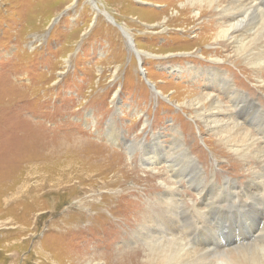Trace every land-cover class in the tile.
I'll list each match as a JSON object with an SVG mask.
<instances>
[{
    "label": "rangeland",
    "instance_id": "rangeland-1",
    "mask_svg": "<svg viewBox=\"0 0 264 264\" xmlns=\"http://www.w3.org/2000/svg\"><path fill=\"white\" fill-rule=\"evenodd\" d=\"M180 1L0 0V264H117L118 259L131 254L138 256L140 264H148L144 260L151 258L149 245L141 241L123 243L119 237L132 217V213L127 214L131 206L124 204L126 199L160 210L156 195L145 197L160 181L147 176L138 144L131 154L124 152V145L131 141L146 143L147 152L156 153L151 155L153 162L161 163L162 158H170L161 146L167 150L174 127H178L182 135L190 136L188 145L197 147L193 156L207 166L208 172L212 169L217 180L232 176L237 185L244 182L242 174L246 177L248 170L229 168V162L238 158L217 145L214 135L193 114V107L185 105L199 96L180 91L189 88L197 94L208 85L210 90L218 87L222 92L220 77L225 74L242 81L245 85L239 82L237 86L243 89L247 85L254 92L252 96L262 101L264 90L257 91L253 76L236 64L214 70L208 82L207 77L202 79L200 70L192 75L178 70L189 67L185 64L188 61L193 70L211 66L205 59L190 58L200 52L195 51L193 36L202 29H193L194 23L184 13L177 15ZM96 7L115 21L96 12ZM154 13L159 14L165 27L162 32L151 33ZM170 16L176 21L166 23L164 17ZM120 26L128 29L131 39ZM210 43L206 40L201 47ZM134 50L149 53L139 61ZM195 80L197 86H193ZM152 87L162 94L155 96ZM108 120L119 132L115 140L105 135ZM32 126L44 129L45 135L42 144L28 147L24 131ZM155 135L159 145L152 142ZM77 141L90 145L93 154L99 146L114 150L111 157L128 170L116 173L119 182L106 188L98 183L92 189L87 182L77 180L79 173L69 172L67 186L44 196L56 186L48 168L52 160L45 159L47 149L58 142L68 147ZM59 154L57 150L56 156ZM166 169L161 163L155 171L170 178ZM114 172L115 168L106 178ZM177 186L178 196L186 205L198 201L194 187L184 182ZM91 190L103 193L104 198L98 195L92 200L96 202L94 208L81 207L75 198ZM128 191L131 198L124 199L122 194ZM136 193L145 197L142 203L140 196L135 199ZM222 218L210 224L222 242L231 239L227 244L238 241L239 245L249 240L234 241L237 238L226 229ZM252 221L259 222L253 216ZM198 223L187 233L190 237L186 241L194 243L196 239L199 244V234H205L206 226L204 221ZM208 243L214 245V239ZM153 247L157 248L155 244Z\"/></svg>",
    "mask_w": 264,
    "mask_h": 264
},
{
    "label": "bare ground",
    "instance_id": "bare-ground-1",
    "mask_svg": "<svg viewBox=\"0 0 264 264\" xmlns=\"http://www.w3.org/2000/svg\"><path fill=\"white\" fill-rule=\"evenodd\" d=\"M96 8L98 9L96 12L101 11L104 15L108 14L100 8ZM177 11V15L182 13L187 15V18L194 23L192 28L202 29L195 32L194 28H191V31L195 32L193 36V42L196 45L195 51L199 49L200 52L192 54L193 57L190 55L188 57L205 59L211 64L207 68L193 70L194 66L188 61L185 64H189V67L178 68V70H185L190 75L194 71L200 70L203 74L202 79L205 76V78L207 77L206 82H208L210 76L214 74V70L216 72L219 69H225L229 64H236L240 67L243 66L245 72L248 71L253 76L258 87L257 91L264 90V0H182L179 2ZM206 16L210 18L206 19ZM107 17L111 21H115L112 16L107 15ZM153 18L155 23L152 24L151 33L156 30L162 32L165 27L159 21V14L154 13ZM164 19L166 23L176 21L174 16L167 19L164 17ZM262 27L263 30L260 31ZM119 29L123 33L126 32V38L131 39L132 36L128 29H124L123 26H120ZM206 40H210V46L201 47ZM134 52H136L139 61L147 58L146 55L149 53L146 51V54H141L136 50ZM190 77L192 78V76ZM239 82L225 74L220 77V86L224 89L222 92L217 86L216 91L218 92L215 90L214 92L209 89L208 85L197 94L189 88L180 92L188 96L189 94L199 96L188 101L189 103H185V105L188 108L193 107V114L207 132L214 135L216 144L224 146L229 155L238 158V161L229 162V168L233 167L235 171L241 170V168L248 170L246 177L242 174L244 182L240 186L236 184V180L232 176H223L222 180H217L216 173L214 171L212 173V169L208 172L207 166L205 168L193 156V151L197 147L188 145L190 136L182 135L178 127H174L171 143L167 150L161 146L164 155H170V158H162L161 161L167 168L170 178L162 177L159 173L160 170L155 171L156 166L161 163L158 160L153 162L154 156L151 155L156 153L154 150L148 153L146 143L135 140L124 145V152L131 154L136 150L135 146L138 147L136 145L138 144L141 149V164H146L147 166L144 167L149 172L147 176L160 181L159 186L145 193V197L156 195V200L160 205L158 211L152 210L150 206L146 207L147 205H145L146 209L144 206L142 207V204L137 206L135 201H127L126 198H131L129 191L122 194L126 199L124 204L129 203L131 206V210L127 209V214L132 213V217L126 221L127 223L125 222L128 228L124 227L126 229L121 232L119 237L123 243L141 241L149 245L148 250L151 258L144 260L148 264H264V101L260 100L258 96H252L254 92L247 85L246 88L240 89L237 86ZM240 83L243 84L242 81ZM193 84V86L198 85L196 80ZM152 89L153 93L155 92L154 95L162 94L161 90H156L153 87ZM180 92L176 93L177 96H180ZM34 127L24 131L26 146H39L44 140L45 130L39 126L38 128ZM104 128L105 135L115 140L118 131L113 121L108 120ZM152 142L159 145L156 135L152 138ZM46 143L48 142L46 141ZM62 145L58 142L55 147L47 149V153H45V159L52 160L48 168L49 171L52 170L56 186L53 191L44 193V196L58 192L61 186H67L69 172L79 173L77 180L87 182L89 189L98 183L101 187L106 188L110 184L119 182L116 173L119 175L123 174L124 170L126 172V164V167L120 166L116 158L111 157L112 153L114 155V150L107 151L106 146H99L100 148H97L99 151H95L96 148L93 149V154L89 148L90 145L82 144L79 141L68 147ZM45 148L47 147L45 146ZM57 150L60 152L58 157L56 156ZM160 155V153L157 154V157ZM114 164H117L116 167ZM114 168L116 172L112 174L113 176L106 178L109 171ZM102 174L103 177H99ZM112 178L114 179L110 180ZM181 182L196 189L198 201L191 200V205L188 206L179 198L177 184ZM205 190V198H202V193ZM210 194L212 197H207ZM71 195L74 197L78 194ZM98 195L104 198L103 193L91 190L89 194L75 199L81 207L91 209L96 205V202L93 203L92 200L96 199ZM141 195L142 193L140 195L136 193L135 196V199L140 196L138 197L140 203L145 198H142ZM215 196L220 199H213ZM215 202L216 204L213 206ZM222 202H226L227 205L224 206ZM134 205L138 208L133 210ZM238 208L241 209L237 210ZM220 216L223 217L226 229L233 234L234 238H237H233L234 241L238 238L249 240L239 245L238 241L227 244L228 241L231 242V239L222 242L220 236L216 234L217 229H214V225H210L212 222H220ZM252 216L259 221L257 224L252 221ZM248 219L250 222L247 221ZM201 221L205 222L206 228L205 234L202 232L199 234V244L196 239H194V243L186 241L187 236L190 237L187 233ZM209 239H214V245L208 243ZM153 244L157 248H150ZM117 264H140V261L136 254H131L118 259Z\"/></svg>",
    "mask_w": 264,
    "mask_h": 264
},
{
    "label": "water",
    "instance_id": "water-1",
    "mask_svg": "<svg viewBox=\"0 0 264 264\" xmlns=\"http://www.w3.org/2000/svg\"><path fill=\"white\" fill-rule=\"evenodd\" d=\"M57 19H55V21H56Z\"/></svg>",
    "mask_w": 264,
    "mask_h": 264
}]
</instances>
